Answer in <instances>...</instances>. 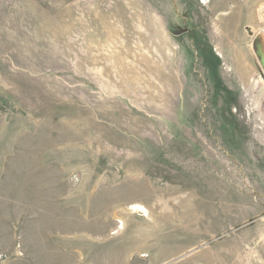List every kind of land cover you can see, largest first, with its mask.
Here are the masks:
<instances>
[{
  "label": "rangeland",
  "instance_id": "rangeland-1",
  "mask_svg": "<svg viewBox=\"0 0 264 264\" xmlns=\"http://www.w3.org/2000/svg\"><path fill=\"white\" fill-rule=\"evenodd\" d=\"M256 44L264 0H0V264H264Z\"/></svg>",
  "mask_w": 264,
  "mask_h": 264
},
{
  "label": "water",
  "instance_id": "water-1",
  "mask_svg": "<svg viewBox=\"0 0 264 264\" xmlns=\"http://www.w3.org/2000/svg\"><path fill=\"white\" fill-rule=\"evenodd\" d=\"M256 47H257V55L259 56V58H260V62H262V54H261V52L258 50V45L256 44Z\"/></svg>",
  "mask_w": 264,
  "mask_h": 264
},
{
  "label": "bare ground",
  "instance_id": "bare-ground-1",
  "mask_svg": "<svg viewBox=\"0 0 264 264\" xmlns=\"http://www.w3.org/2000/svg\"><path fill=\"white\" fill-rule=\"evenodd\" d=\"M262 54V53H261ZM262 62H260L262 68H263V71H264V55L262 54ZM136 249V248H135Z\"/></svg>",
  "mask_w": 264,
  "mask_h": 264
}]
</instances>
